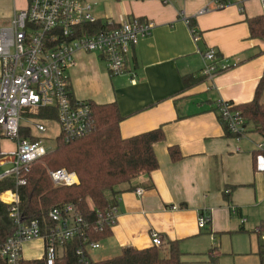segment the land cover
<instances>
[{"label": "crops", "instance_id": "1", "mask_svg": "<svg viewBox=\"0 0 264 264\" xmlns=\"http://www.w3.org/2000/svg\"><path fill=\"white\" fill-rule=\"evenodd\" d=\"M110 3L108 17L98 20L137 18L154 28L131 52L121 76H110L97 55L79 52L69 71L72 93L79 101L116 103L123 138L161 128L165 140L154 146L158 169L116 189L119 214L111 236L88 251V258L99 262L128 247L150 248L156 233L166 245L207 242L208 256L217 264H261L264 170L255 165L253 153L264 139L246 125L245 137L237 142L220 120L221 103L251 102L264 76V38H252L248 24L264 16L260 1L248 0L244 14L236 6L215 10L213 0L171 6L158 0ZM27 7L28 0H0V29ZM204 8L210 12L198 15ZM209 50L229 66L212 81L202 75ZM187 75L203 82L184 90ZM171 147L180 150L178 162L171 160ZM137 189L144 190L142 196ZM202 215L210 218L204 229L198 226Z\"/></svg>", "mask_w": 264, "mask_h": 264}, {"label": "built area", "instance_id": "2", "mask_svg": "<svg viewBox=\"0 0 264 264\" xmlns=\"http://www.w3.org/2000/svg\"><path fill=\"white\" fill-rule=\"evenodd\" d=\"M165 6H171L185 0H158ZM264 9V0H259ZM248 0H213L215 10H224L233 6L245 13ZM92 6L85 0H28V7L18 11L7 27L0 29V181L8 177L15 179L16 186H24L33 166L52 151H48L35 135L31 127L23 126V113L35 117V130L39 134L47 132L44 123L37 117L40 109H54L55 123L60 128L64 142L70 143L86 137L91 130V107L88 101L73 99L69 71L75 65V57L79 52L95 54L106 63L112 77L126 73L127 59L140 40L149 36L154 23L132 19L123 22L108 20L103 22L106 28L102 31L80 36L79 27L98 21L92 15ZM210 12L202 9L198 15ZM186 20L184 12L180 13ZM188 22V21H187ZM195 39L197 35L193 31ZM202 75L205 80L212 81L219 73L229 69L223 61H218L216 52L204 53ZM234 104L222 102L220 115L228 127V131L237 142L246 135V124L240 112L233 110ZM37 117V118H36ZM30 128L37 140L21 137V129ZM58 141V140H57ZM4 142L12 143V150L2 148ZM264 150V145L257 146ZM257 167L264 170V156L257 159ZM54 186H73L79 184L75 173L65 169L50 171ZM143 189L136 194L142 196ZM2 203L9 206V217L16 225L12 237L0 240V264H23L25 244L40 242L43 255L50 262L57 257L65 243L80 238L87 244L86 252L100 248V242H90L89 234L93 226L86 221L74 205L53 208L49 212L51 226L42 225L33 220H22L17 191L9 190L1 194ZM174 209H176L174 207ZM119 214L115 205L105 212H99L94 228L102 231L106 226L112 227ZM209 216L202 215L198 226L207 227ZM264 231V223L258 230ZM152 246L165 249L166 244L160 236L153 233ZM264 239V234H263ZM80 262L90 259L82 249L77 251Z\"/></svg>", "mask_w": 264, "mask_h": 264}, {"label": "trees", "instance_id": "3", "mask_svg": "<svg viewBox=\"0 0 264 264\" xmlns=\"http://www.w3.org/2000/svg\"><path fill=\"white\" fill-rule=\"evenodd\" d=\"M248 24L252 38H264V16L250 19ZM105 28L106 25L98 20L96 23L79 27L80 36ZM202 82L203 78L193 75L182 78L184 90ZM263 99L264 76L257 87L255 98L251 102L234 105L233 110L240 112L245 124L251 126L253 132L264 139ZM89 105L92 115L89 134L70 143L59 138L56 149L33 166L27 176L26 185L17 187L12 177L1 180L0 196L9 190L17 191L22 220H37L47 226H51L48 216L53 208L74 205L79 214L93 226L89 241L101 242L111 236V227L106 226L102 231L94 228L98 213L105 212L117 204L113 195L118 187L158 169L154 146L165 140V134L160 128L125 139L120 133L123 118L116 103L89 102ZM37 117L51 123L56 120V111L49 108L40 109ZM220 120L228 135L233 136L221 115ZM21 137L37 140L30 128H22ZM169 154L173 162L181 159L178 147H171ZM259 156H264V150H256L253 153L255 165ZM61 169L75 173L79 184L70 187L54 186L49 172ZM15 230L16 225L9 217V206L0 200V240L5 241L12 237ZM86 247L87 244H84L82 239L75 238L63 245V255L56 257L53 262L43 258L25 260L23 264H183V254L178 241H169L163 250L156 246L142 250L128 247L123 249L120 255L108 260L80 262L77 251L82 249L87 255ZM260 258L261 264H264V250L260 253ZM210 260L212 264H217L213 257Z\"/></svg>", "mask_w": 264, "mask_h": 264}, {"label": "rangeland", "instance_id": "4", "mask_svg": "<svg viewBox=\"0 0 264 264\" xmlns=\"http://www.w3.org/2000/svg\"><path fill=\"white\" fill-rule=\"evenodd\" d=\"M85 1H87L92 6L93 9L92 15L95 19L107 18L108 17L107 11L111 10V8L113 9L110 0H85ZM7 26L9 25H6L5 27ZM0 75H1V63H0ZM34 119H35L34 116L29 115L28 113H23L21 124L23 126L31 127L33 133L41 139L43 146L48 151H54L57 147V140L60 135V128L58 124L55 122L44 123L47 128V132L43 134H39L34 127V124H36L38 120L34 121ZM248 127L249 126L247 125V128ZM252 135L260 139L259 136H257V134L252 133ZM12 147H13L12 143L10 142H4L2 144V148L5 151H11ZM7 168L9 167L1 168L0 173L4 172ZM211 248H212L211 245L209 247L207 246V242L200 244L198 243L189 244V245H185L184 247L180 246V250L183 254L182 256L183 264H212L208 256V252ZM43 252L44 251L40 242L25 244L23 247V257L26 260H38L43 255ZM62 255H63L62 250H59L57 252V257H61Z\"/></svg>", "mask_w": 264, "mask_h": 264}]
</instances>
